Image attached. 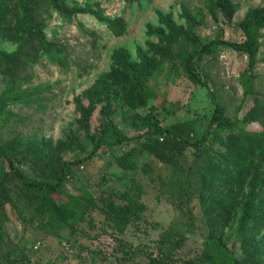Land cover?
<instances>
[{"label": "rangeland", "instance_id": "obj_1", "mask_svg": "<svg viewBox=\"0 0 264 264\" xmlns=\"http://www.w3.org/2000/svg\"><path fill=\"white\" fill-rule=\"evenodd\" d=\"M77 2L99 8L117 31L89 14L66 21L53 11L46 21L34 9L49 39L68 47L66 66L49 61L20 28L18 10L0 7V103L14 114L0 116V151L11 148L28 178H58L64 163L89 157L104 139L146 131L151 113L165 126L197 118L203 130L215 113L209 90L230 129L188 148L176 170L144 155L137 172L123 171L115 159L134 144L104 147L70 166L72 190L59 203L80 215L73 227L52 226L32 203L0 204V264H210L209 238L222 239L244 264H264V161L251 162L236 183L214 181L217 156L232 152L238 135L264 132V29L253 72L248 57L227 46L195 58L210 89L186 69L211 41L244 42L242 24L264 0Z\"/></svg>", "mask_w": 264, "mask_h": 264}, {"label": "trees", "instance_id": "obj_2", "mask_svg": "<svg viewBox=\"0 0 264 264\" xmlns=\"http://www.w3.org/2000/svg\"><path fill=\"white\" fill-rule=\"evenodd\" d=\"M0 4V7L9 9V11L11 6L18 10L16 18L19 21L20 28L33 36L40 50L49 61L55 64L58 63L61 66H66L67 58L71 57L68 47L59 41L56 36H54V40L49 39L46 25L41 24L34 18V9H37V13L46 21L51 19L53 11L57 12L58 16L66 21H73L80 14H89L114 32L117 31L116 22L105 16L101 10H98L99 8H82L77 0H0ZM242 29L246 36L245 41L242 43L214 40L201 46L200 50L191 54L186 62L187 74L190 80L210 89L209 81L204 80L198 73L195 58L211 53L213 48L218 46H227L246 55L249 60V70L253 72L257 65L261 46L260 32L264 29V6L253 10L246 17ZM90 34L96 36L93 32ZM209 91V95L215 104V113L205 129L199 130V121L193 117L184 122H176L165 126L159 114L151 113L148 116L146 131L134 137L115 136L104 139L89 157L64 163L61 168V175L56 179H30L17 167L19 160L10 151L11 148L0 151V160L4 159L7 167L4 174L0 175V204H11L19 209V205L27 204L30 206L32 203L38 205L36 210L41 216H48L52 226L65 225L73 227L72 223L78 221L80 215L75 212L74 206L70 202L59 203L62 199L61 196L65 194V190H72L69 187L68 177L70 166H82L93 159L96 153L104 147L111 148L134 144L130 150L115 159L116 165L123 171L137 172L138 166L135 159L144 155L151 156L165 167L176 170L188 148L200 150L209 143L213 136H219L223 131L230 129L224 118L225 107L220 103L217 95L213 91ZM4 114L8 115L9 118L14 116L0 103V116ZM258 159L264 161V132H244L235 139L232 152L224 157L217 156V161L214 164V181L216 184H226L228 181L236 183L248 171L249 164ZM75 192L77 193V190ZM69 196L73 197L72 200L75 203L83 200V198L89 200L85 194L81 197L70 194ZM111 206V210L114 211L116 205L112 203ZM223 208L225 213L228 214L230 206L225 204ZM206 244L203 257L210 264H244L231 254L230 249L227 248L222 239L209 238Z\"/></svg>", "mask_w": 264, "mask_h": 264}, {"label": "built area", "instance_id": "obj_3", "mask_svg": "<svg viewBox=\"0 0 264 264\" xmlns=\"http://www.w3.org/2000/svg\"><path fill=\"white\" fill-rule=\"evenodd\" d=\"M42 246V243L41 242H38L35 246V249L38 250L40 247Z\"/></svg>", "mask_w": 264, "mask_h": 264}]
</instances>
